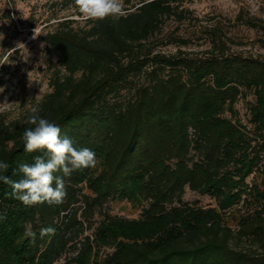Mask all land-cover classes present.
<instances>
[{"label": "trees", "instance_id": "16d2710c", "mask_svg": "<svg viewBox=\"0 0 264 264\" xmlns=\"http://www.w3.org/2000/svg\"><path fill=\"white\" fill-rule=\"evenodd\" d=\"M124 9L117 23L67 18L44 35L61 70L36 108L97 164L64 177L56 206L27 207L0 182V264H264V54L232 51L220 23L201 51L181 35L154 40L168 18L189 19L180 0ZM168 44L178 49H157ZM31 115L0 113V174L12 180L41 154L24 150ZM119 201L139 215L113 214Z\"/></svg>", "mask_w": 264, "mask_h": 264}, {"label": "rangeland", "instance_id": "374dc122", "mask_svg": "<svg viewBox=\"0 0 264 264\" xmlns=\"http://www.w3.org/2000/svg\"><path fill=\"white\" fill-rule=\"evenodd\" d=\"M136 2L138 0H122L124 8ZM180 5L191 11L189 19L181 23L175 17L168 18L154 40L168 34L181 35L191 40L182 49L201 51L209 46L206 28L220 23L231 39L232 51L264 54V0H180ZM241 11L256 17L263 27L242 23L238 19ZM67 18L75 20V26L86 22L74 0H0V35L3 36L0 57L17 43H23L26 49H17L9 57L11 63L0 65V89H3L0 113L9 118L22 117L52 90L51 79L60 72L61 66L56 51L46 44L44 35L53 30L59 20ZM157 49L175 52L178 46L159 45ZM186 199H199L203 204L214 202L193 192H188ZM110 209L113 214L139 215L138 208L128 201L113 203ZM229 221L234 222L232 218Z\"/></svg>", "mask_w": 264, "mask_h": 264}, {"label": "clouds", "instance_id": "9594fccd", "mask_svg": "<svg viewBox=\"0 0 264 264\" xmlns=\"http://www.w3.org/2000/svg\"><path fill=\"white\" fill-rule=\"evenodd\" d=\"M74 3L86 20L111 19L117 23L125 15L122 0H74ZM36 36L34 30L33 38ZM2 39L3 36L0 35V40ZM17 49H25V45L17 43L15 48L4 53L0 57V65L11 63L9 57ZM31 112L32 115L27 123L33 127L24 130L22 137L24 150L28 153L39 152L41 154L34 157L33 163L19 165V172L22 173L21 179L12 180L0 174V182L10 186L11 195L27 207L44 203L49 206L60 205L67 197L64 177L70 176L73 171L95 167L96 153L88 147H75L71 138L61 135V129L56 123L39 115L38 108L33 107ZM8 167L6 162L0 161V173L5 172ZM58 172H62L63 176L55 175ZM6 219V213H0V222ZM40 234L41 237L54 235L55 229L42 228ZM24 235L32 238L31 242L35 241L36 233L30 228L25 230Z\"/></svg>", "mask_w": 264, "mask_h": 264}]
</instances>
